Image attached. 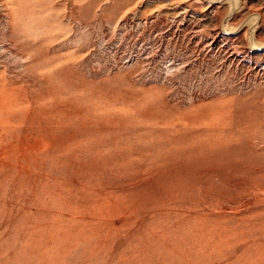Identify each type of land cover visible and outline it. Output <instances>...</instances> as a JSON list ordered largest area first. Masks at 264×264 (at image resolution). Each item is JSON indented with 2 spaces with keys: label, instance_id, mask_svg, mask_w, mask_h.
<instances>
[{
  "label": "rangeland",
  "instance_id": "obj_1",
  "mask_svg": "<svg viewBox=\"0 0 264 264\" xmlns=\"http://www.w3.org/2000/svg\"><path fill=\"white\" fill-rule=\"evenodd\" d=\"M0 264H264V0H0Z\"/></svg>",
  "mask_w": 264,
  "mask_h": 264
},
{
  "label": "bare ground",
  "instance_id": "obj_2",
  "mask_svg": "<svg viewBox=\"0 0 264 264\" xmlns=\"http://www.w3.org/2000/svg\"><path fill=\"white\" fill-rule=\"evenodd\" d=\"M230 39V38H229ZM232 55V54H231ZM232 56H234V55H232ZM233 59V58H232Z\"/></svg>",
  "mask_w": 264,
  "mask_h": 264
}]
</instances>
